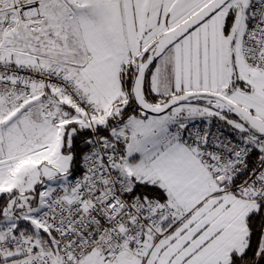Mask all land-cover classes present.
Instances as JSON below:
<instances>
[{
    "label": "snow or ice",
    "instance_id": "obj_1",
    "mask_svg": "<svg viewBox=\"0 0 264 264\" xmlns=\"http://www.w3.org/2000/svg\"><path fill=\"white\" fill-rule=\"evenodd\" d=\"M0 264H264V0H0Z\"/></svg>",
    "mask_w": 264,
    "mask_h": 264
}]
</instances>
